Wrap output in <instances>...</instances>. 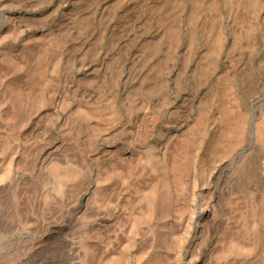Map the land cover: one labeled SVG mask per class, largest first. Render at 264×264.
Here are the masks:
<instances>
[{"label": "rangeland", "instance_id": "1", "mask_svg": "<svg viewBox=\"0 0 264 264\" xmlns=\"http://www.w3.org/2000/svg\"><path fill=\"white\" fill-rule=\"evenodd\" d=\"M0 264H264V0H0Z\"/></svg>", "mask_w": 264, "mask_h": 264}, {"label": "bare ground", "instance_id": "2", "mask_svg": "<svg viewBox=\"0 0 264 264\" xmlns=\"http://www.w3.org/2000/svg\"><path fill=\"white\" fill-rule=\"evenodd\" d=\"M227 94H228V92L226 93V95H227ZM222 96H223V95H222ZM227 96H228V95H227ZM227 96H225V97H227ZM223 98H224V96H223ZM219 103H220V102H219ZM219 103H218V104H219ZM222 105H225V104L222 103ZM220 106H221V103H220ZM226 106H227V105H226ZM232 107H233V106H232ZM220 108H221V107H220ZM220 108H219V109H220ZM228 109H229V108H227V110H228ZM230 109H231V108H230ZM217 111H218V108H217ZM220 111H221V110H220ZM224 111H225V110H224ZM232 111H233V110H232ZM221 112H222V111H221ZM233 112H234V111H233ZM223 113H224V112H223ZM231 113H232V112H231ZM220 114H222V113H220ZM229 114H230L229 111H228V116H226L225 113H224V115H225L227 118H229ZM224 115H223V116H224ZM231 115H233V114H231ZM213 116H214V115H213ZM223 116H222V117H223ZM231 117H232V116H231ZM234 117H235V116H234ZM232 118H233V117H232ZM219 119H220V118H219ZM220 120H221V119H220ZM217 121H218V120H217ZM217 121L215 120V122H217ZM213 122H214V121H213ZM221 123L223 124V122L220 121L219 124H221ZM223 127H224V126H223ZM220 128H222V127L219 126V129H220ZM224 128H225V127H224ZM230 128H231V126H230ZM223 130H224V129H223ZM217 131H218V130H217ZM217 131H215V132H217ZM227 131H228V130H227ZM220 132H222V131H220ZM225 132H226V131H225ZM222 133H223V132H222ZM226 133H227V132H226ZM214 134H215V133H214ZM216 134H217V133H216ZM219 134H220V133H219ZM219 134H218V135H219ZM225 135H226V134H225ZM220 136H221V134H220ZM213 141H214V139H213ZM215 141H216V140H215ZM161 166H162V165H161ZM163 166H164V165H163ZM159 168H160V167H159ZM162 168H163V167H161V169H162ZM162 170H163V174L165 175L166 172L164 173V168H163ZM161 172H162V171H161ZM163 174H162V175H163ZM165 183H166V182H165ZM163 189H164V188H163ZM165 190H166V189H164V191H165ZM164 191H163V192H164ZM166 191H167V190H166ZM167 192H168V191H167ZM164 193H165V192H164ZM163 195H164V196H163L162 199H163V201H165L164 203H166L165 195L168 196V194L165 193V194H163ZM167 196H166V197H167ZM164 199H165V200H164ZM167 199H168V198H167ZM168 201H169V200H168ZM164 203H163V205H164ZM163 205H162V206H163ZM169 205H170V204H169ZM163 208H165V205H164ZM144 216H145V215H144ZM147 216H148V215H147ZM147 216L145 217V219L147 218ZM140 218H142V216H141ZM148 219L150 220L149 216H148ZM141 220H142V219H141ZM141 220H140V221H141ZM143 220H144V218H143ZM141 222H142V221H141Z\"/></svg>", "mask_w": 264, "mask_h": 264}]
</instances>
